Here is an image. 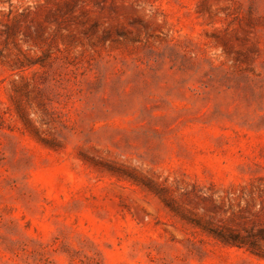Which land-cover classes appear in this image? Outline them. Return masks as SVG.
<instances>
[{
    "label": "rangeland",
    "instance_id": "1",
    "mask_svg": "<svg viewBox=\"0 0 264 264\" xmlns=\"http://www.w3.org/2000/svg\"><path fill=\"white\" fill-rule=\"evenodd\" d=\"M0 264H264V0H0Z\"/></svg>",
    "mask_w": 264,
    "mask_h": 264
},
{
    "label": "trees",
    "instance_id": "2",
    "mask_svg": "<svg viewBox=\"0 0 264 264\" xmlns=\"http://www.w3.org/2000/svg\"><path fill=\"white\" fill-rule=\"evenodd\" d=\"M220 239H222L223 243L232 247H238V248L247 247V244H245V242H243V240H241L240 238H237V236H228V238L220 237Z\"/></svg>",
    "mask_w": 264,
    "mask_h": 264
}]
</instances>
